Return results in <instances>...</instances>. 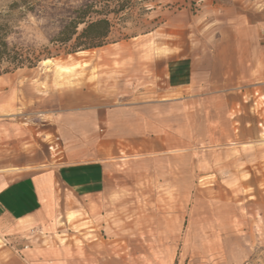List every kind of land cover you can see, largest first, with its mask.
<instances>
[{
    "label": "rangeland",
    "instance_id": "1",
    "mask_svg": "<svg viewBox=\"0 0 264 264\" xmlns=\"http://www.w3.org/2000/svg\"><path fill=\"white\" fill-rule=\"evenodd\" d=\"M15 1L0 0V13ZM88 1L23 0L12 17L10 45L51 55L34 68L0 75V168L25 159L36 163L11 170L13 178L73 162L68 139L83 132L84 118L96 108L122 104L131 90L122 70L134 63L131 54L146 48L133 38L157 27L169 5L130 0L109 17L112 43L101 48L65 54L64 46L49 44ZM185 4L194 13L193 0ZM222 107L217 126L226 133ZM257 113L236 107L228 117L236 138L213 137V146L199 135L206 125L199 120L187 152L171 158L170 178L166 169L148 177L145 169L122 163L90 212L83 198L55 185L41 223H18L2 248L27 264H264V130L258 126L264 115Z\"/></svg>",
    "mask_w": 264,
    "mask_h": 264
},
{
    "label": "crops",
    "instance_id": "2",
    "mask_svg": "<svg viewBox=\"0 0 264 264\" xmlns=\"http://www.w3.org/2000/svg\"><path fill=\"white\" fill-rule=\"evenodd\" d=\"M193 2L194 13L185 0H169L160 24L133 38L146 48L131 54L134 63L122 70L123 83L131 90L120 106L99 107L84 118L83 132L68 139L72 163L15 178L11 170L35 161L0 168V264H27L2 247L18 223H41L44 205L54 200L55 185L83 198L90 212V203L105 198L110 175L122 163L145 169L148 177L152 170L166 169L169 177L171 158L187 152L188 138L198 135L199 120L206 122L199 135L210 137L207 146H213V137L236 138L235 122L228 120L236 107L263 117L264 0ZM156 51L161 53L158 58ZM219 106H224L226 133L217 126ZM258 126L263 131L264 121ZM80 135L82 141L75 139ZM76 143L83 148L75 149Z\"/></svg>",
    "mask_w": 264,
    "mask_h": 264
},
{
    "label": "trees",
    "instance_id": "3",
    "mask_svg": "<svg viewBox=\"0 0 264 264\" xmlns=\"http://www.w3.org/2000/svg\"><path fill=\"white\" fill-rule=\"evenodd\" d=\"M23 0L12 2L5 14L0 13V75L13 73L22 68H34L42 58H51L49 52L42 49L24 50L10 45L7 41L12 34V17ZM130 0H90L73 10L55 37L49 40L51 45L65 47V54H73L104 47L110 43L112 23L110 16H117L127 9ZM29 8H26L28 10ZM31 11V10H28ZM81 27V28H80Z\"/></svg>",
    "mask_w": 264,
    "mask_h": 264
},
{
    "label": "bare ground",
    "instance_id": "4",
    "mask_svg": "<svg viewBox=\"0 0 264 264\" xmlns=\"http://www.w3.org/2000/svg\"><path fill=\"white\" fill-rule=\"evenodd\" d=\"M50 62V60H44V61H42V64H46V63H49Z\"/></svg>",
    "mask_w": 264,
    "mask_h": 264
}]
</instances>
